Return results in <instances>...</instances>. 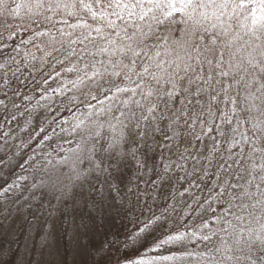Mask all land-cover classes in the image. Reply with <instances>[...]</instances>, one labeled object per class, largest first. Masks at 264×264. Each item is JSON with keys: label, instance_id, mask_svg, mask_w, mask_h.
Wrapping results in <instances>:
<instances>
[{"label": "snow or ice", "instance_id": "obj_1", "mask_svg": "<svg viewBox=\"0 0 264 264\" xmlns=\"http://www.w3.org/2000/svg\"><path fill=\"white\" fill-rule=\"evenodd\" d=\"M45 188L89 264H264V0H0V214Z\"/></svg>", "mask_w": 264, "mask_h": 264}, {"label": "rangeland", "instance_id": "obj_2", "mask_svg": "<svg viewBox=\"0 0 264 264\" xmlns=\"http://www.w3.org/2000/svg\"><path fill=\"white\" fill-rule=\"evenodd\" d=\"M34 195L18 213L0 214V264H89L86 252L74 255L75 230L85 248L89 235L70 194L45 188Z\"/></svg>", "mask_w": 264, "mask_h": 264}, {"label": "trees", "instance_id": "obj_3", "mask_svg": "<svg viewBox=\"0 0 264 264\" xmlns=\"http://www.w3.org/2000/svg\"><path fill=\"white\" fill-rule=\"evenodd\" d=\"M121 251H123V250H121Z\"/></svg>", "mask_w": 264, "mask_h": 264}]
</instances>
